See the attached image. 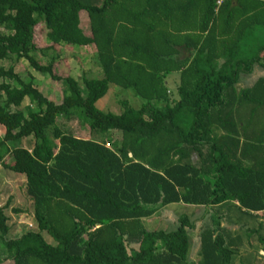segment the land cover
Here are the masks:
<instances>
[{"label": "trees", "instance_id": "trees-1", "mask_svg": "<svg viewBox=\"0 0 264 264\" xmlns=\"http://www.w3.org/2000/svg\"><path fill=\"white\" fill-rule=\"evenodd\" d=\"M36 27L48 42L41 49ZM263 31L264 0H0V63L8 62L0 67V167L23 177L35 224L9 238L7 204L0 206V263L231 264L243 241L264 256V78L235 88L241 73L264 68ZM229 33L232 62L216 52ZM87 46L100 77L55 74V47ZM184 49L194 52L190 60ZM49 51L44 63L36 56ZM20 60L60 84L58 103L17 73ZM111 85L139 106L119 99L118 112L99 110ZM71 117L99 140L56 126ZM175 203L206 216L195 263L187 258L195 221L143 228Z\"/></svg>", "mask_w": 264, "mask_h": 264}, {"label": "rangeland", "instance_id": "rangeland-1", "mask_svg": "<svg viewBox=\"0 0 264 264\" xmlns=\"http://www.w3.org/2000/svg\"><path fill=\"white\" fill-rule=\"evenodd\" d=\"M79 26L84 34H88V21L83 12H79ZM264 38V31L262 39ZM34 45L37 48H43L48 45L44 40L43 31L36 27L33 38ZM55 53L59 54V58L54 62L53 67L55 74L60 77H71L76 81H80L81 77H100L99 66L94 55L92 47L87 46L83 48L78 47H55ZM52 55V52H46L45 57L36 54L37 58L44 63L47 58ZM8 62H1L0 67L5 69ZM15 70L23 79H27V75L33 77L32 85L36 87L46 98L54 103H58L61 98L60 84L50 81L48 76H40L34 73L26 64L25 61L20 60L15 66ZM124 99L130 104L132 108H137L140 101L133 97L130 91L118 90L115 86H109L106 95L96 102V106L103 112H118L119 108L117 100ZM24 104H27L25 100ZM56 126L64 132L72 134L74 137L82 139H92L98 141L99 137L88 135V131L84 126H81L78 120L71 117L68 120L57 118L55 120ZM0 132L1 129H0ZM114 136L117 137V134ZM25 147L26 145H22ZM27 156L24 152V156ZM4 162L10 164L13 162L9 156L5 158ZM7 204L5 210L9 217L10 231L9 238H16L23 232L28 230H35V224L31 216V203L28 201L24 193V179L20 175L4 170L0 167V206ZM11 209H17L19 212H12ZM202 208L185 205L182 203L169 204L162 207L159 211L153 214L152 217L142 220L143 228L146 230H163L171 231L177 226V219L180 216H186L189 220L195 221V226L192 231H189V246L187 258L189 261L195 263L198 259V233L202 222L207 221L206 216L200 220ZM206 215V214H205ZM223 224V223H222ZM254 224L251 222V225ZM229 229H231L229 227ZM42 236L47 243H52L50 238L43 232ZM244 238V237H243ZM251 252L255 255L251 261ZM259 252V254H258ZM248 256H240L239 253L232 257L231 264H264V256L259 250V245L255 242L250 243L248 249ZM4 257V250L0 245V258ZM0 264H12L9 261H3Z\"/></svg>", "mask_w": 264, "mask_h": 264}, {"label": "crops", "instance_id": "crops-1", "mask_svg": "<svg viewBox=\"0 0 264 264\" xmlns=\"http://www.w3.org/2000/svg\"><path fill=\"white\" fill-rule=\"evenodd\" d=\"M227 42V47L224 49V51L220 50L217 48L216 52L218 53V55L223 54L222 56L225 57V59H229L230 62H232L233 60H235V57H237V53H233L234 50V35H232V33H229L228 38L226 39ZM225 40V41H226ZM217 39H215V45H217ZM193 51L187 52L185 49L183 50V54L182 57L183 58H188V60H190L193 56ZM264 53H261L260 56H262ZM220 57L219 59V63H223V57ZM100 72V70H99ZM178 73L177 72H172L168 75L167 79H166V86L168 88V90H170L171 92L173 91V89L175 88V85L178 81ZM264 78V68L260 67L259 65H255L252 70H250L249 73H241L238 77V81L235 84V88L236 89H242V88H246V87H250L258 78ZM29 201V200H28ZM30 202V201H29ZM255 226V225H254ZM249 227V226H248ZM256 227V226H255ZM227 228L229 229V227L227 226ZM230 230L234 231L236 230V227L230 226ZM237 231H240V229H237ZM249 245H247L245 243V241H243V245L238 249V253L240 256H248V249H249ZM259 254V252H258ZM251 256V261H253L254 259V254L251 252L250 254Z\"/></svg>", "mask_w": 264, "mask_h": 264}, {"label": "built area", "instance_id": "built-area-1", "mask_svg": "<svg viewBox=\"0 0 264 264\" xmlns=\"http://www.w3.org/2000/svg\"><path fill=\"white\" fill-rule=\"evenodd\" d=\"M224 0H214L215 6L218 7Z\"/></svg>", "mask_w": 264, "mask_h": 264}]
</instances>
